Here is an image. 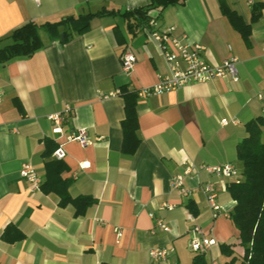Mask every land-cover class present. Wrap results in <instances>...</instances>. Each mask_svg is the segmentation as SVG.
<instances>
[{
    "label": "crops",
    "instance_id": "1",
    "mask_svg": "<svg viewBox=\"0 0 264 264\" xmlns=\"http://www.w3.org/2000/svg\"><path fill=\"white\" fill-rule=\"evenodd\" d=\"M251 34L246 41L221 13V0H186L167 7L155 19L157 29L176 27L204 47L213 66L238 58V82L220 78L190 83L137 102L140 144L133 155L122 152L125 102L123 87L139 91L169 73L159 45L145 27H129L122 12L146 6L150 0H0V39L22 25L58 21L66 15L116 14L95 17L91 28L66 44L45 33V47L31 57L0 63V264H159L153 248H174L169 264H191L189 203L196 223L216 241L207 263L230 260L221 244H233L241 257L239 231L229 217L235 206L229 179L198 170L187 176L193 194L182 197L170 182L185 163L196 166L232 164L239 171L237 145L247 136L245 125L264 112V0H223ZM262 4L261 19L252 10ZM156 15V13H153ZM130 52L136 64L122 72L121 57ZM64 117L62 134H54L52 114ZM236 120L223 126L221 120ZM85 129L91 144L82 147L66 138ZM47 140L64 145L72 198L88 196L96 203L84 215L72 205L61 207L54 193L33 190L20 176L30 163L42 183ZM50 159H54L51 155ZM55 160V159H54ZM216 188L223 214L214 219L205 186ZM172 210H160L163 205ZM151 214L154 217H151ZM162 219L170 228H156ZM116 230L122 233L118 239Z\"/></svg>",
    "mask_w": 264,
    "mask_h": 264
},
{
    "label": "trees",
    "instance_id": "2",
    "mask_svg": "<svg viewBox=\"0 0 264 264\" xmlns=\"http://www.w3.org/2000/svg\"><path fill=\"white\" fill-rule=\"evenodd\" d=\"M186 0H150L146 6L129 9L121 15L129 22V27H146L150 20L157 19L170 6L184 5ZM221 13L228 18L231 25L241 33L247 41L251 34V25H246L241 17L231 10L221 0ZM263 5L258 3L252 10V23L261 19ZM115 10L103 9L96 13L66 15L58 21L38 23L30 21L15 29L8 36L0 39V63L4 64L18 57H31L36 51L45 47L42 34L51 40L66 44L75 35L87 32L95 17L116 14ZM153 13H156L154 15ZM120 94L125 102V118L122 122L123 142L122 152L133 155L137 151L140 139L138 137L137 102L138 91L123 87ZM247 136L237 145V160L241 165L240 176L230 182L228 191L235 201L229 217L239 231L240 245L244 248L241 257L234 255L233 244H221L222 253L229 261L224 264H264V117L251 120L245 125ZM58 144L47 140L44 157L49 159L45 164V180L41 184L44 193L56 194L61 207L72 205L75 215L82 216L88 208L96 203L94 198L80 196L72 198L68 192L69 180L62 178L67 170L63 161L50 159ZM191 213L198 214L189 203ZM206 253L194 254L191 264H208Z\"/></svg>",
    "mask_w": 264,
    "mask_h": 264
},
{
    "label": "built area",
    "instance_id": "3",
    "mask_svg": "<svg viewBox=\"0 0 264 264\" xmlns=\"http://www.w3.org/2000/svg\"><path fill=\"white\" fill-rule=\"evenodd\" d=\"M34 2L39 4V0H34ZM156 25L155 19H152L145 29L159 45L168 64L169 73L165 76H160L158 83L154 86L139 90V97L146 98L150 96H159L176 91L186 84L208 83L220 78L228 77L233 82H238L239 77L237 64L239 60L237 57L232 56L225 59L220 66H213L204 58V47L202 45L191 42L185 34L177 35L175 26H171L165 31H160L157 29ZM135 64L136 57L134 54L126 52L121 57L123 74H130ZM262 115L264 117V112ZM49 119L54 123L53 133L62 134L63 129L61 125L64 121L63 115L60 113L52 114L49 116ZM230 123L237 124V121L227 119L221 120V124L223 126ZM66 140L77 142L82 147H87L91 144L85 129H80L70 134ZM52 156L55 160H63L66 157L64 145H58V148L53 152ZM185 164L187 165L185 169L177 176H174L170 182L171 189L182 197H190L193 194V191L186 186V178L198 170H202L208 174L229 179L231 181L238 179L240 176V171L232 164L219 166H196L193 163ZM20 176L31 183L33 190L39 189L42 184L41 178L37 175L33 166L28 162L22 164ZM205 193L212 210L213 218L216 219L220 217L223 212L221 206L216 201L217 194L215 186L213 184H207L205 186ZM164 209L172 210L173 206L165 204L160 208V210ZM151 217H154V215L151 214ZM187 220L191 223L192 237L189 241V248L191 252L194 254L207 253L213 246L216 245V241L208 239L205 236L203 229L196 223V217L192 213L187 214ZM155 221L156 228L165 232L170 231V228L164 220L156 219ZM116 233L119 239L122 236V233L119 230H116ZM174 253V248L157 247L149 251V257L154 263L169 264L170 257Z\"/></svg>",
    "mask_w": 264,
    "mask_h": 264
}]
</instances>
